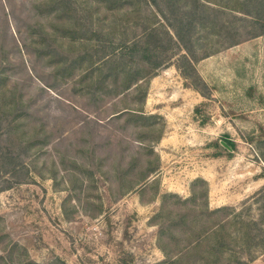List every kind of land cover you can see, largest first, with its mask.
Returning <instances> with one entry per match:
<instances>
[{
  "label": "rangeland",
  "instance_id": "obj_1",
  "mask_svg": "<svg viewBox=\"0 0 264 264\" xmlns=\"http://www.w3.org/2000/svg\"><path fill=\"white\" fill-rule=\"evenodd\" d=\"M262 1L0 0V264L264 254Z\"/></svg>",
  "mask_w": 264,
  "mask_h": 264
},
{
  "label": "trees",
  "instance_id": "obj_2",
  "mask_svg": "<svg viewBox=\"0 0 264 264\" xmlns=\"http://www.w3.org/2000/svg\"><path fill=\"white\" fill-rule=\"evenodd\" d=\"M254 6H255V9H253L254 11L253 12H255V13H259V12H262L263 11V16H264V1H262V2H258V3H255V4H253ZM256 21H258L259 23H261V24H263L264 25V17H261V18H259L258 16L257 17H255L254 18ZM198 240V239H197ZM200 241L201 240H199L197 243H195L194 245L195 246H198V245H200ZM194 247V246H193ZM210 249L211 250H218V249H221V244L219 243V242H215V243H212L211 245H210ZM246 263V262H245ZM244 263V264H245ZM211 264H231L230 262H220V261H218L217 259H213L212 261H211Z\"/></svg>",
  "mask_w": 264,
  "mask_h": 264
},
{
  "label": "crops",
  "instance_id": "obj_3",
  "mask_svg": "<svg viewBox=\"0 0 264 264\" xmlns=\"http://www.w3.org/2000/svg\"><path fill=\"white\" fill-rule=\"evenodd\" d=\"M245 264H264V254L248 260Z\"/></svg>",
  "mask_w": 264,
  "mask_h": 264
}]
</instances>
